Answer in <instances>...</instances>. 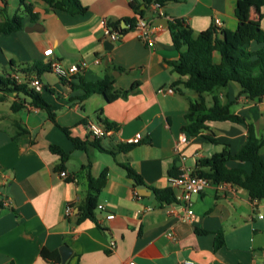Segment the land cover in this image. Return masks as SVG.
Here are the masks:
<instances>
[{
    "label": "crops",
    "instance_id": "crops-1",
    "mask_svg": "<svg viewBox=\"0 0 264 264\" xmlns=\"http://www.w3.org/2000/svg\"><path fill=\"white\" fill-rule=\"evenodd\" d=\"M81 2L88 12L73 16L52 11L42 0H25L33 5L37 16L33 22L21 0H0V22L18 15L24 24L15 33L0 31V75L33 71V67L42 68L54 60L64 68L85 61L88 65L79 73L85 83L103 81L111 74L117 90L136 89L114 102L98 94L81 101L83 90L73 89L47 68L41 75L28 73L40 81L41 88L34 90L51 106L56 123L45 110L30 105L13 112V103L24 96L9 94L0 102V264H62L63 246L72 250L65 264H128L131 260L136 264L184 260L194 264H264V200H252L245 189L233 184L223 188L212 184L192 196L194 216L185 221L181 204H162L151 190L172 188L178 195L181 189L170 182L171 177L183 169L196 170L199 160L221 153L224 144L236 154L247 142L246 124L218 121L209 122L208 130L177 146L185 133L190 103L200 97L173 88L178 76L170 64L179 59L170 21L184 20L195 36L216 19L221 21V29L234 31L239 26L238 0H175L162 13L150 9L145 17L153 22L154 47L128 32L120 43H112L111 51L105 50L104 27L127 28L126 19L136 17L131 4L144 8L141 0ZM250 22L264 31V7L252 6ZM35 25H40L37 30H26ZM261 47L254 42L250 50ZM50 49L52 55L45 56ZM214 62H221L218 52ZM72 83L78 85L79 80ZM240 92L239 84L230 83L206 95L205 101L208 107L213 106L214 97L230 104L231 112L244 117L264 138V98L254 101ZM91 122L107 129L108 134L97 143L116 151L115 156L93 144L95 139L87 128ZM106 123L114 128L108 130ZM64 129L70 137L89 142L87 150H75ZM210 133L220 145L205 138ZM137 135L142 141L131 151H117ZM52 145L70 154L63 170L67 178L59 174L61 158L51 152ZM261 155L264 158V148ZM124 163L141 175L146 190L128 176L121 166ZM227 166L252 172L246 162L231 160ZM104 170L108 177L98 206L105 209L97 208L99 223L78 222L88 177H98ZM68 206L73 208L71 217L66 215ZM108 215L115 218L108 220ZM217 233L225 238V246L218 250L214 247ZM111 241L116 242L114 250Z\"/></svg>",
    "mask_w": 264,
    "mask_h": 264
},
{
    "label": "trees",
    "instance_id": "trees-1",
    "mask_svg": "<svg viewBox=\"0 0 264 264\" xmlns=\"http://www.w3.org/2000/svg\"><path fill=\"white\" fill-rule=\"evenodd\" d=\"M52 11H62L70 15H85L88 8L84 6L81 0H42ZM175 0H141L144 8L139 5L131 4L136 17L126 19L127 28H121L123 34L130 32L137 24L138 18H145L152 4L159 3L165 7L168 3ZM25 12L30 15L34 22L37 19L33 13V5L21 0ZM253 5L264 7V0H238L236 7V17L239 22L237 30L221 29L214 24L195 36L191 27L182 19L170 21V33L173 44L179 52V59L170 63L173 72L178 78L173 83V88L180 93L182 90H190L197 93L200 97L197 101L190 103L189 111L186 115L187 125L184 128L185 133L190 137H196L208 130L209 122H232L236 124H246L248 126V137L245 145L236 153L232 154L229 145L224 144L221 153H217L208 159H201L197 163V169L193 171L194 175L209 179L214 184L230 183L245 189L250 198L254 201L264 200V158L261 150L264 148V138L257 135L255 127L248 124L242 116L231 112L230 104H222L218 98L214 97V104L208 107L205 96L214 94L217 90L226 88L230 83H237L241 87V95L250 100L261 101L264 98V31L257 25L250 22L251 8ZM24 27L23 18L15 16L0 22V31L4 34H11L22 30ZM262 45L257 51L250 50L252 43ZM218 52L221 56V62H214V54ZM50 65L33 67L38 75H41ZM35 69V70H34ZM32 70L24 69L22 73H28ZM32 71V72H33ZM79 80L75 85L73 81ZM75 89L84 91L81 101L93 95H103L108 102H114L120 97H126L133 92L136 87L130 90L120 91L116 89V79L113 75L107 74L105 79L95 83H85L80 74L65 80ZM15 93L17 97L24 96V100L18 99L11 107L13 112L22 110L27 105L45 110L51 121L56 123V115L51 106L36 90L28 85H18L11 75H0V102L4 101L6 96ZM29 100V101H28ZM108 130L114 128L113 125L106 123ZM25 132V129H21ZM70 137V132L64 129ZM71 138L75 150L86 151L89 142L77 138ZM205 138L214 145H220L214 133L206 134ZM93 143L97 149L102 152L116 155L114 150H106L94 138ZM137 144H130L119 147L117 151L129 152ZM50 150L53 154L61 158V165L58 169L64 170V165L69 161L70 154L63 151L60 147L52 145ZM231 160L246 162L251 164L252 172L248 174L245 170L237 168H228L227 163ZM128 176L133 179L136 185L144 184L143 178L138 174L129 163L121 165ZM108 171L104 170L100 176L88 177V193L84 203L79 207L78 222L90 220L99 223L97 217L98 196L107 183ZM158 202L166 205L176 203V194L172 188L151 189ZM1 208V204H0ZM225 246V238L222 233H217L215 240V249L218 250ZM43 256H47L43 252Z\"/></svg>",
    "mask_w": 264,
    "mask_h": 264
},
{
    "label": "built area",
    "instance_id": "built-area-1",
    "mask_svg": "<svg viewBox=\"0 0 264 264\" xmlns=\"http://www.w3.org/2000/svg\"><path fill=\"white\" fill-rule=\"evenodd\" d=\"M163 6H161L159 3H154L151 6V9L154 10L156 13H162L163 12ZM214 25L218 28L221 27V21L219 19H216L214 22ZM153 22L150 19L145 18H138L136 26L130 31L136 34L137 38L142 41L143 43L147 44L149 48H153L155 45L154 37H153ZM125 34L122 33L121 28H115L111 27L110 25H106L103 29V39L106 41H109L113 44L120 43L122 39L124 38ZM52 50H47L45 52V56L50 57L52 55ZM50 70L57 75L62 80H69L72 77H75L79 75V73L82 71L83 68L87 67V62L83 61L79 64H74L69 68H64L62 65L57 61H50ZM11 78L18 84L23 85L26 84L32 89H40L41 83L38 79H33L29 73H21L19 71H15L11 74ZM172 92V90H170ZM88 131L90 134L96 138V139H102L107 134V129L100 123L97 122H91L87 125ZM142 141L141 135H137L135 138L130 139L128 141L129 144H138ZM189 141V136L184 133L180 139L178 140L177 146L181 144H185ZM177 147V150H178ZM197 156L201 157V155L198 153ZM60 176L63 178H67L68 175L65 171H61ZM170 182L176 186L179 187L180 193L176 195V203L175 204H181L185 209V215L183 216V219L185 221H189L194 216L193 211V202H192V196L200 195L202 191H204L206 188H208L210 185L214 184L209 179L200 177L193 174V171L190 169H183L182 172L176 176L171 177ZM218 188H223L225 185H231L230 183H221L216 184ZM136 196H138V193H135ZM99 210H104L103 205L98 206ZM66 215L67 217H71L73 215V208L68 206L66 208ZM115 218L114 215H108V220H113ZM168 236L172 239H175L174 235L169 233ZM116 248V242L111 241L110 243V249L114 250ZM263 258H264V251H263ZM128 264H136L134 260L129 261ZM176 264H194L191 260H184L181 262H178Z\"/></svg>",
    "mask_w": 264,
    "mask_h": 264
},
{
    "label": "water",
    "instance_id": "water-1",
    "mask_svg": "<svg viewBox=\"0 0 264 264\" xmlns=\"http://www.w3.org/2000/svg\"><path fill=\"white\" fill-rule=\"evenodd\" d=\"M40 25H35L34 27H31L30 29H26V30H37V28L39 27ZM113 44L110 43L109 41H107L105 43V50L107 51H111L113 49ZM140 188L142 190H146V187L144 185L140 186ZM61 255H62V264H65L69 258L71 257L72 255V250L68 247V246H63L61 249Z\"/></svg>",
    "mask_w": 264,
    "mask_h": 264
}]
</instances>
